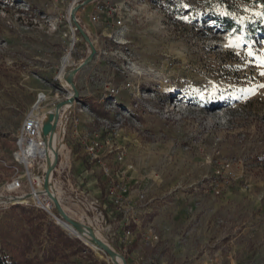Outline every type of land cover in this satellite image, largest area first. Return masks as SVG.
<instances>
[{
	"label": "rangeland",
	"instance_id": "rangeland-1",
	"mask_svg": "<svg viewBox=\"0 0 264 264\" xmlns=\"http://www.w3.org/2000/svg\"><path fill=\"white\" fill-rule=\"evenodd\" d=\"M70 1L0 0V194L37 93L48 108L72 97L55 81L63 57L71 55L69 69L91 52L79 31L71 46ZM102 1L121 7L122 23L92 22L94 3L77 11L96 52L74 76L78 98L63 105L60 153L72 175L53 177L63 206L99 229L125 264H264V34L255 30L264 27V0ZM112 129L122 160L103 146L105 176L79 137ZM87 185L94 189L84 201ZM4 256L114 264L32 201L0 205Z\"/></svg>",
	"mask_w": 264,
	"mask_h": 264
},
{
	"label": "built area",
	"instance_id": "built-area-1",
	"mask_svg": "<svg viewBox=\"0 0 264 264\" xmlns=\"http://www.w3.org/2000/svg\"><path fill=\"white\" fill-rule=\"evenodd\" d=\"M81 1L82 2H80V0H71L68 6V9L70 6H72L68 19V23L70 26L69 29L71 30V33L73 35L71 46H73L75 43V31H78V28L76 27L73 22V19L71 18V13L73 8L77 5H80V8L85 5V0ZM90 3H94V13L90 18L92 22L99 21L101 15H103L104 18L108 20L116 19V23L118 25H121L122 21L120 16V6H117L115 4H109V2H103L102 0H92ZM77 11L75 12V19L80 24V21L77 18ZM55 81H59L61 83L59 75L55 77ZM109 92L111 94H115L118 92V88L111 86L109 88ZM46 103V93H44L43 91L38 92L35 102L32 104L29 112L25 115L17 134L15 135L14 150L12 153L13 160L16 164L13 167L14 175L8 181V184L6 185V187H4L3 192L0 194V205H27L32 201V204L35 207L45 210L54 219L57 217L61 219L55 209L53 201L49 198L46 192L41 193L40 197L37 198V200L33 196L35 190H38L42 186L44 187V177L47 169H45V165L47 164L46 152H50L51 149L47 144V139L49 136H42V125L44 120L47 118L48 113L54 111L55 105L53 107L48 108L46 107ZM69 114L70 111H67L66 108H62L59 112V117L56 123L55 130H57L61 142L63 140L62 138H64L66 134V124L68 121ZM114 134H116V132L112 129V131H109L108 135L105 138H102L100 135H95V137L90 138L89 133H83L79 137V141L83 146L85 152L88 154L91 160H96V163L101 166L105 176H108V172L106 164L102 160L104 154H102L101 150L103 146L107 147V153L113 154L115 158L119 161L122 160V152H120V149L114 145V141L112 140ZM57 153L58 159L55 164V168L50 174V183L52 182L56 187L58 181L60 182V180H55L54 183V174L57 175V177L63 176L64 178H67V181H70V176L72 175L71 167L67 163H63L60 151H58ZM18 165H21L22 168L20 169ZM81 175L85 177L84 174ZM69 185L74 189L76 188L75 184ZM93 189V186L87 185V187L83 188L80 191L82 197L84 198V201H87V197L91 194ZM113 189H117V186H115ZM215 192L218 193V190H215ZM55 196L58 198L64 211L69 214L63 206V195L57 192ZM120 202L121 201L119 198L114 199L115 204H119ZM89 205L91 208L97 210L98 216L104 219L105 215L103 213V210H98L97 208L98 199L90 200ZM86 210H89V208H86ZM78 221L83 223L82 220ZM126 233L129 234V231H127ZM199 264L219 263H214L213 259H206Z\"/></svg>",
	"mask_w": 264,
	"mask_h": 264
},
{
	"label": "water",
	"instance_id": "water-1",
	"mask_svg": "<svg viewBox=\"0 0 264 264\" xmlns=\"http://www.w3.org/2000/svg\"><path fill=\"white\" fill-rule=\"evenodd\" d=\"M91 1L92 0H85L84 1V4L90 3ZM79 8H80V5H77L76 7L73 8L72 13H71V18L73 19L74 24L78 28V31L81 34L82 38L85 39L87 42L90 43L91 52H90V54L83 61H81V63L78 66L71 67V68H69L67 70L68 72H67V75L65 76V80L70 85V88L73 90V93L71 95L73 98H78V95H79L78 91L73 86L74 76H75V74L78 72V70L81 67H83L89 61L92 60V58H93V56H94V54L96 52V49L92 45V42L89 40V36H88L87 32L83 29V27L75 19V12ZM72 97H68L66 101L57 103L54 106V111L48 113L47 118L44 120L43 125H42V136L43 137L49 136L50 133L56 129V123L58 121V117H59L60 110L63 108V105H65L66 103H68V102L69 103L70 102L72 103L73 102ZM47 144H48L49 147H51V145H52L49 138L47 139ZM57 159H58V153L57 152L55 154V160L53 161V163H51L50 160L47 159V169H46L45 177H44V190L47 193V195L49 196V198L53 201L54 206H55V209H56L58 215L60 216L61 220L64 223L71 224L78 231H81V227H83L85 225L83 223H81L80 221L74 219L73 217L69 216L64 211V209L62 208V206H61L58 198L56 196L51 195L49 193V191H48V186L50 184V174L53 171V169L55 168V164L57 162ZM87 228H88V231H91L92 230V228H90L89 226H87ZM94 242L98 245V247L104 253L108 254L110 257L113 254H115V251L109 249L104 242H101V241H98V240H95V239H94ZM124 264H125V261H124Z\"/></svg>",
	"mask_w": 264,
	"mask_h": 264
},
{
	"label": "bare ground",
	"instance_id": "bare-ground-1",
	"mask_svg": "<svg viewBox=\"0 0 264 264\" xmlns=\"http://www.w3.org/2000/svg\"><path fill=\"white\" fill-rule=\"evenodd\" d=\"M71 9H72V6H70L69 7V9H68V15H69V13H70V11H71ZM122 42H124V40H122ZM71 63V55L70 54H65L64 55V57H63V61H62V64H61V70H60V72H59V78L61 79V82H62V84H63V86L64 87H66V88H69L68 90H69V95L71 96L72 95V93H73V91L71 90V88H70V85L67 83V81L65 80V76L67 75V70H68V68H67V66H68V64H70ZM136 69V68H135ZM135 71H137L138 72V69L137 70H135ZM137 74V73H136ZM142 75V74H141ZM66 105V104H65ZM67 106V105H66ZM70 106V105H69ZM68 106V107H69ZM63 107H65V106H63ZM67 109V108H66ZM49 139H50V141H51V147H49V148H51L50 149V152H46V157H47V159L48 160H50V162L51 163H53V161L55 160V154H56V152H58V151H60L61 149H62V147L59 145V135H58V132H57V130H54V131H52L51 133H50V135H49V137H48ZM63 146V145H62ZM61 148V149H60ZM47 168V164L45 165V169ZM48 191H49V193L51 194V195H53V196H55L56 194H57V192H58V188L55 186V185H53V183L51 182L50 184H49V186H48ZM41 193H45V190H44V187L42 186L41 188H39L38 190H35V192H34V194H33V196L35 197V199L37 200V198H39L40 197V195H41ZM69 215V214H68ZM70 216V215H69ZM56 220H57V223L65 230V231H67L69 234H71V235H73V236H77V237H81V238H83V239H85V240H88V241H91V242H93L95 245H97L95 242H94V239L95 240H98V241H101V242H104L106 245H107V247L109 248V249H111L112 250V248H111V246L105 241V239H104V236H103V234H102V232L99 230V229H97V228H95V227H93V226H91V225H89V227L90 228H92V230L91 231H88V228H87V225H85V226H83V227H81V231H78L76 228H74L71 224H69V223H64L61 219H59L58 217L56 218ZM87 245V244H86ZM97 247H98V245H97ZM99 248V247H98ZM100 249V248H99ZM101 250V249H100ZM111 258H112V262L114 263V264H124V260H123V258L118 254V253H116L115 252V254H113L112 256H111Z\"/></svg>",
	"mask_w": 264,
	"mask_h": 264
},
{
	"label": "trees",
	"instance_id": "trees-1",
	"mask_svg": "<svg viewBox=\"0 0 264 264\" xmlns=\"http://www.w3.org/2000/svg\"><path fill=\"white\" fill-rule=\"evenodd\" d=\"M230 28V27H229ZM254 30V29H253ZM255 30H258V31H260L262 34H264V27L263 26H259V27H256V29ZM8 260L5 258V256L4 257H0V264H17V262L16 261H14V263H8L7 262ZM28 264V263H27Z\"/></svg>",
	"mask_w": 264,
	"mask_h": 264
},
{
	"label": "crops",
	"instance_id": "crops-1",
	"mask_svg": "<svg viewBox=\"0 0 264 264\" xmlns=\"http://www.w3.org/2000/svg\"><path fill=\"white\" fill-rule=\"evenodd\" d=\"M72 144H74V143H72ZM72 144H71V142H69V146L71 147L72 146ZM66 148H67V144H65L64 145ZM70 150L68 149V152H69ZM63 160V159H62ZM80 162V160H78V161H76V164H78Z\"/></svg>",
	"mask_w": 264,
	"mask_h": 264
}]
</instances>
